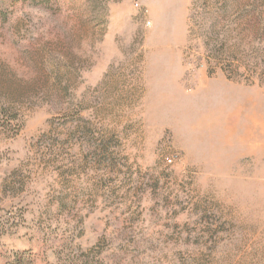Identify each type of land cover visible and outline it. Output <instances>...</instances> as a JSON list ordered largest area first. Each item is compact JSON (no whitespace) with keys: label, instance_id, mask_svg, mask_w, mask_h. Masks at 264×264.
<instances>
[{"label":"rangeland","instance_id":"1","mask_svg":"<svg viewBox=\"0 0 264 264\" xmlns=\"http://www.w3.org/2000/svg\"><path fill=\"white\" fill-rule=\"evenodd\" d=\"M0 264H264V0H0Z\"/></svg>","mask_w":264,"mask_h":264}]
</instances>
